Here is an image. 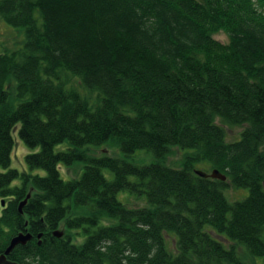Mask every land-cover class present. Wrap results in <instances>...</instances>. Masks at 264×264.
I'll use <instances>...</instances> for the list:
<instances>
[{
	"label": "trees",
	"instance_id": "1",
	"mask_svg": "<svg viewBox=\"0 0 264 264\" xmlns=\"http://www.w3.org/2000/svg\"><path fill=\"white\" fill-rule=\"evenodd\" d=\"M3 22L24 37L0 50V254L23 232L20 264L264 257V0H0Z\"/></svg>",
	"mask_w": 264,
	"mask_h": 264
},
{
	"label": "rangeland",
	"instance_id": "2",
	"mask_svg": "<svg viewBox=\"0 0 264 264\" xmlns=\"http://www.w3.org/2000/svg\"><path fill=\"white\" fill-rule=\"evenodd\" d=\"M19 31L20 30L18 28L10 26L7 23H4V22L0 23V50H2L4 48L11 49V48L18 46V44L22 40V35H23ZM215 36L222 41H227V36L224 33H217V34H215ZM23 37H24V35H23ZM224 127L226 129L228 139L233 140V139L239 138V136H240L239 134L242 130L241 127H239V126H224ZM13 136H14V140H15V146H14V150H13V154H12L11 167L17 168L20 171L28 170L26 162H25V156H26V154L34 151V149L28 148L26 146V144L22 141V139H20L19 134H18V130H15L13 132ZM187 151H190V149L180 150L177 147L173 148V152L169 156V163L168 164L171 165L172 167H179L178 164H180V161H182V157H183L184 153H186ZM117 155H118V153H117ZM141 155H143V152L139 151L137 153V156H140V158H137V159L141 160L140 161L141 163L150 162V160H151L150 156H148V155L141 156ZM198 166H202V165L199 164ZM199 168L201 169V167H199ZM60 170H61V174H62L63 178H65V179L76 178V177H79V175H80V172L78 174L76 173V171H78L77 167L72 166L71 168H68L66 165L61 164ZM106 172H108V171H106ZM41 173H43V172H41ZM108 176L110 177L109 174H108ZM247 192L248 191L246 189L237 190V189L230 188V189L225 190L226 195L231 200L241 199L247 194ZM129 202L131 204H135V205L138 204L137 200L133 197H131L129 199ZM60 229L62 230L63 227H61ZM167 239H168L170 247L173 249L174 245H175L174 235L173 234H167ZM220 239H222L227 244L231 243L230 241L224 239L221 236H220ZM79 240H81V239H79ZM238 250H239V253L241 254L243 260L247 264H263L264 257L249 255L246 251V248L243 245H239Z\"/></svg>",
	"mask_w": 264,
	"mask_h": 264
},
{
	"label": "water",
	"instance_id": "3",
	"mask_svg": "<svg viewBox=\"0 0 264 264\" xmlns=\"http://www.w3.org/2000/svg\"><path fill=\"white\" fill-rule=\"evenodd\" d=\"M199 174H202L204 176H207L206 173H202L199 171ZM213 178H220L222 180H225V175H222L218 170L214 169L211 174H209ZM27 199H25L21 205L20 208L26 203ZM4 200L2 201V204H4ZM54 234L57 236H62L64 234L63 230L57 229L54 231ZM32 235L30 233H19L18 235L14 236L7 247V249L4 251V253L0 254V264H20L17 261H14L12 259L8 258V255L10 254L11 250L19 243H26L28 240H30Z\"/></svg>",
	"mask_w": 264,
	"mask_h": 264
}]
</instances>
